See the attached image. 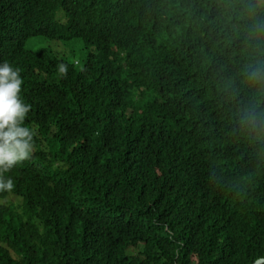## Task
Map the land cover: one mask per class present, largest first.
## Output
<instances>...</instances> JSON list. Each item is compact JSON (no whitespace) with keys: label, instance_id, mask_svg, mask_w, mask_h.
<instances>
[{"label":"trees","instance_id":"1","mask_svg":"<svg viewBox=\"0 0 264 264\" xmlns=\"http://www.w3.org/2000/svg\"><path fill=\"white\" fill-rule=\"evenodd\" d=\"M0 61L33 130L0 189V264L264 258V140L243 125L264 111L259 0H0Z\"/></svg>","mask_w":264,"mask_h":264},{"label":"clouds","instance_id":"2","mask_svg":"<svg viewBox=\"0 0 264 264\" xmlns=\"http://www.w3.org/2000/svg\"><path fill=\"white\" fill-rule=\"evenodd\" d=\"M259 3L264 5V0H259ZM54 53L58 54V52ZM77 63L78 61L75 62ZM57 70L63 74L65 66L61 64ZM247 77L253 84L264 86V63L249 67ZM22 83L19 69L7 61H0V189L2 190H11L13 187L11 177L5 176L4 173L30 158L33 150V130L25 124L30 105L21 98ZM243 125L251 138L264 140V111L255 109L248 111L243 118ZM253 264H257V261H253Z\"/></svg>","mask_w":264,"mask_h":264},{"label":"rangeland","instance_id":"3","mask_svg":"<svg viewBox=\"0 0 264 264\" xmlns=\"http://www.w3.org/2000/svg\"><path fill=\"white\" fill-rule=\"evenodd\" d=\"M56 41H46L44 42L45 46L51 48L52 51L58 52V54H63L64 52H70L76 56H81L84 51H82V46L77 44L76 41H72L65 45L63 42H60L59 45L55 46ZM62 45V46H61ZM64 46V47H63ZM67 49V50H66ZM66 50V51H65ZM83 58V56H82Z\"/></svg>","mask_w":264,"mask_h":264},{"label":"water","instance_id":"4","mask_svg":"<svg viewBox=\"0 0 264 264\" xmlns=\"http://www.w3.org/2000/svg\"><path fill=\"white\" fill-rule=\"evenodd\" d=\"M257 264H264V258L257 259Z\"/></svg>","mask_w":264,"mask_h":264}]
</instances>
